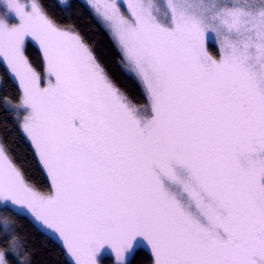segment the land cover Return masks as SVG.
Segmentation results:
<instances>
[{
	"label": "snow or ice",
	"instance_id": "1",
	"mask_svg": "<svg viewBox=\"0 0 264 264\" xmlns=\"http://www.w3.org/2000/svg\"><path fill=\"white\" fill-rule=\"evenodd\" d=\"M82 2L146 102L42 0H0V111L31 150L0 138V264H37L13 217L65 264H264V0Z\"/></svg>",
	"mask_w": 264,
	"mask_h": 264
},
{
	"label": "trees",
	"instance_id": "2",
	"mask_svg": "<svg viewBox=\"0 0 264 264\" xmlns=\"http://www.w3.org/2000/svg\"><path fill=\"white\" fill-rule=\"evenodd\" d=\"M42 2L49 15L59 24L72 23L79 29L85 39L94 46L97 55L106 65L116 83L127 92L134 103L143 105L146 102L140 85L135 79L125 74L116 63L119 53L113 46V41L82 0H69L73 5L70 10L62 6L59 0H42ZM211 50L215 53L214 48ZM27 53L34 65L39 69L41 66V54L38 48L35 45H30L27 48ZM0 78L3 79L4 83V86L0 87V94L8 93L13 96L19 94L15 84L8 79L7 72L2 64H0ZM17 131L11 115L0 111V138H3L9 144L10 149L18 159L28 158L30 160L31 150L27 144L17 138ZM32 179L38 187H46L47 182L42 174L37 173ZM13 219L16 221V226L20 229L21 237H26L29 249L36 250L34 259L37 264H65L62 250L58 245L48 242L32 228L27 220L16 217H13ZM148 259L146 251L142 252L138 257L141 264H148ZM109 264H112L111 260H109Z\"/></svg>",
	"mask_w": 264,
	"mask_h": 264
},
{
	"label": "rangeland",
	"instance_id": "3",
	"mask_svg": "<svg viewBox=\"0 0 264 264\" xmlns=\"http://www.w3.org/2000/svg\"><path fill=\"white\" fill-rule=\"evenodd\" d=\"M22 2H23V0H22ZM3 11H4V9L2 7H0V13H3ZM109 260H111L112 264H114V258L113 257H108L107 260H106V264H109Z\"/></svg>",
	"mask_w": 264,
	"mask_h": 264
}]
</instances>
